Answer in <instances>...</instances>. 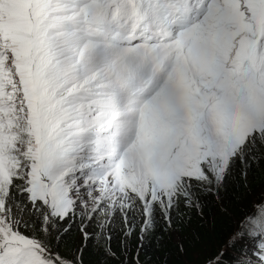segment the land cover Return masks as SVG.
<instances>
[{
	"label": "snow or ice",
	"instance_id": "1",
	"mask_svg": "<svg viewBox=\"0 0 264 264\" xmlns=\"http://www.w3.org/2000/svg\"><path fill=\"white\" fill-rule=\"evenodd\" d=\"M262 166L264 0H0V264H264Z\"/></svg>",
	"mask_w": 264,
	"mask_h": 264
},
{
	"label": "trees",
	"instance_id": "2",
	"mask_svg": "<svg viewBox=\"0 0 264 264\" xmlns=\"http://www.w3.org/2000/svg\"><path fill=\"white\" fill-rule=\"evenodd\" d=\"M239 176L235 180L230 179L224 190L221 191V200L217 201L215 196L207 195L203 198L204 212L214 221V227L207 230H202V244L200 245V251L202 252L206 246L222 247L225 241L228 239L229 234L234 230L235 220L238 219L244 208L252 211L251 197L247 199L238 200L239 190L237 183L239 182ZM249 186L253 194H259L264 188V166L258 169H254L248 176ZM223 204L229 207L232 211V215H227L218 211L220 205ZM136 243V241H133ZM157 256V246L155 241L146 243L145 248L141 249V259H147L151 257L155 260ZM191 259V255L188 257Z\"/></svg>",
	"mask_w": 264,
	"mask_h": 264
},
{
	"label": "rangeland",
	"instance_id": "3",
	"mask_svg": "<svg viewBox=\"0 0 264 264\" xmlns=\"http://www.w3.org/2000/svg\"><path fill=\"white\" fill-rule=\"evenodd\" d=\"M260 193H264V188H263V190L260 191ZM216 249H218V247H215V246H206L205 249L202 250V252L209 251V250L215 251Z\"/></svg>",
	"mask_w": 264,
	"mask_h": 264
}]
</instances>
